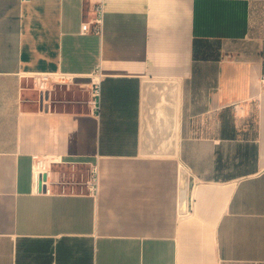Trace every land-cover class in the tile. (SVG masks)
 I'll return each instance as SVG.
<instances>
[{
    "label": "crops",
    "instance_id": "crops-1",
    "mask_svg": "<svg viewBox=\"0 0 264 264\" xmlns=\"http://www.w3.org/2000/svg\"><path fill=\"white\" fill-rule=\"evenodd\" d=\"M263 75L264 0H0V264H264Z\"/></svg>",
    "mask_w": 264,
    "mask_h": 264
},
{
    "label": "built area",
    "instance_id": "built-area-1",
    "mask_svg": "<svg viewBox=\"0 0 264 264\" xmlns=\"http://www.w3.org/2000/svg\"><path fill=\"white\" fill-rule=\"evenodd\" d=\"M97 15L94 18V28L99 31L102 21V5L96 4ZM83 31L87 30V27L83 25ZM31 85L34 90L37 91V102L39 110L50 111L55 109L52 99V92L56 86H65L69 88L74 85V76L72 73H64L60 71L55 72H35L30 75ZM264 81V75L262 77ZM87 90V102L92 108H98L99 96H100V73L96 70L90 75V81L84 87ZM32 169L34 183L37 188H41L42 191H49L48 178L50 174L49 164L52 162L61 161V158L54 157L52 155H40L34 154L32 156ZM86 189L91 196H96L99 191V167L96 162H90L87 168L86 178L84 181Z\"/></svg>",
    "mask_w": 264,
    "mask_h": 264
},
{
    "label": "rangeland",
    "instance_id": "rangeland-1",
    "mask_svg": "<svg viewBox=\"0 0 264 264\" xmlns=\"http://www.w3.org/2000/svg\"><path fill=\"white\" fill-rule=\"evenodd\" d=\"M73 86V85H72ZM65 86L60 87L59 85L56 86L55 90L52 92V99L54 102V106H57V108H63V100L67 99L68 101H73V97L71 94L67 93V95L63 96V89H65ZM71 89V88H70ZM72 92V91H70ZM87 93V91H86ZM76 94L77 96H80V90L78 88H76ZM71 101V102H72ZM70 103V102H69Z\"/></svg>",
    "mask_w": 264,
    "mask_h": 264
}]
</instances>
